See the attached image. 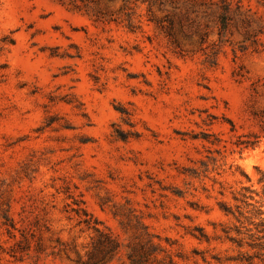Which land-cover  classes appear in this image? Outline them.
<instances>
[{"label":"rangeland","instance_id":"rangeland-1","mask_svg":"<svg viewBox=\"0 0 264 264\" xmlns=\"http://www.w3.org/2000/svg\"><path fill=\"white\" fill-rule=\"evenodd\" d=\"M242 6L264 24L263 2ZM136 14L141 26L129 31L58 0H0V264H77L92 235L83 210L122 243L105 264H124L141 224L180 264L264 253L222 231L264 235L241 202L251 190L264 217V51H238L230 25L218 54H177L143 6ZM4 214L39 238V257L7 253Z\"/></svg>","mask_w":264,"mask_h":264},{"label":"trees","instance_id":"trees-1","mask_svg":"<svg viewBox=\"0 0 264 264\" xmlns=\"http://www.w3.org/2000/svg\"><path fill=\"white\" fill-rule=\"evenodd\" d=\"M61 4L69 6L72 9L83 11L89 19L93 21H107L122 23L129 31H134L141 26L140 14H136V9L140 6L145 10V21L154 25L168 39L173 51L177 54L187 52H201L202 54H218L220 45L226 40L228 27L233 25L242 36L241 45L238 51H245L250 48L257 52L259 48L264 51V24L259 22L256 16L249 8H243V0H118L119 6L115 12H108L101 7V0H58ZM111 1V0H107ZM264 3V0H259ZM156 10L159 14H155ZM136 15V16H135ZM139 17V18H138ZM137 18V20H135ZM208 22H212L216 29V40L208 42L210 31ZM183 41L193 46L188 50L183 49ZM235 53V49H232ZM212 62V61H211ZM214 62V60H213ZM259 177L257 182L261 185L264 192V169L256 168ZM249 194L242 193L241 202L251 209L246 213L250 218H259L261 231L264 232V217H260L262 212L255 207L250 201L253 199L251 190L245 189ZM222 210L226 215H230L240 221L241 217L245 218L244 211L236 205L235 209L222 204ZM81 222L91 230L87 248L83 256H76L74 262L77 264H105L114 259L122 248V243L115 235L100 221L94 218L90 213L83 210ZM3 225L5 226L8 237L12 244L7 253L14 260H21L23 256L30 255L33 251L35 257H39L44 251L39 238L32 236L28 231L20 230L16 227L15 222L6 214L3 215ZM19 232V235L15 233ZM225 238L238 249L244 244L250 248L264 250V235L256 238L251 233L243 232L240 227L233 231L236 236L231 235V228L222 229ZM248 231V230H247ZM202 238L208 241L206 234H201ZM251 242L245 241V239ZM255 242L256 239H262ZM161 238L148 231L147 227L140 225L126 242L124 264H180L174 260V256L182 259L183 255L179 252L172 253L166 247L161 245ZM169 244H172L169 238H164ZM33 243V245H31ZM264 253L246 254L243 252L235 256H227L224 261L235 264H264ZM218 263L222 259L215 258ZM205 261V258H203Z\"/></svg>","mask_w":264,"mask_h":264}]
</instances>
